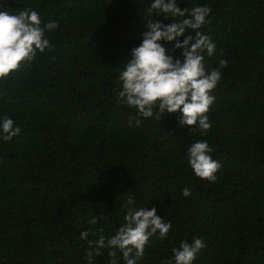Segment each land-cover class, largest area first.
Returning a JSON list of instances; mask_svg holds the SVG:
<instances>
[{
  "label": "trees",
  "instance_id": "obj_1",
  "mask_svg": "<svg viewBox=\"0 0 264 264\" xmlns=\"http://www.w3.org/2000/svg\"><path fill=\"white\" fill-rule=\"evenodd\" d=\"M149 3L7 0L59 27L47 34L51 52L0 81V117L21 128L0 142V264H87L80 232L114 234L129 197L172 225L165 239L150 238L139 264H167L193 237L205 244L194 264H264V0L179 5L210 7L202 31L216 51L205 67L227 61L204 135L179 126L177 114L137 127L135 112L115 101L130 49L147 20L161 19L147 14ZM197 140L221 164L215 182L187 164ZM102 251L94 264H107Z\"/></svg>",
  "mask_w": 264,
  "mask_h": 264
},
{
  "label": "clouds",
  "instance_id": "obj_2",
  "mask_svg": "<svg viewBox=\"0 0 264 264\" xmlns=\"http://www.w3.org/2000/svg\"><path fill=\"white\" fill-rule=\"evenodd\" d=\"M181 3L183 0H150L147 14L161 19L147 20L140 43L130 49L118 73L120 87L115 101L135 112L137 127L143 120L160 122L166 114H177L179 126H190L189 131L198 129L204 135L211 127L207 113L215 101L212 92L227 61L220 59L215 68L206 69L205 54L212 57L216 51L214 42L202 31L211 9L207 4L182 9ZM58 27V21H42L40 13L31 7L12 9L7 0H0V81L14 74L22 62L33 61L37 53L51 52L53 45L47 34ZM20 132L12 118L0 117V142H9ZM212 152L206 140H197L185 154L193 174L209 182L216 181L221 168ZM182 195L190 197L191 190L182 189ZM121 207L123 223L114 234L106 237L100 229L97 239L89 240L88 231L80 232V239L88 244L87 264H94V258L102 256L105 249L107 264H139L150 238L167 237L172 225L157 214L155 206H138L129 197ZM97 222L96 217L90 221ZM204 247L202 238L181 241L178 248H172L167 264H194Z\"/></svg>",
  "mask_w": 264,
  "mask_h": 264
}]
</instances>
